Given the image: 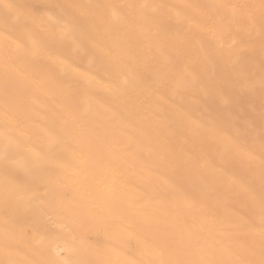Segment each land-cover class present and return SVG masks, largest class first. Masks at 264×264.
Listing matches in <instances>:
<instances>
[{"label":"bare ground","instance_id":"6f19581e","mask_svg":"<svg viewBox=\"0 0 264 264\" xmlns=\"http://www.w3.org/2000/svg\"><path fill=\"white\" fill-rule=\"evenodd\" d=\"M0 264H264V0H0Z\"/></svg>","mask_w":264,"mask_h":264},{"label":"snow or ice","instance_id":"6c2138e0","mask_svg":"<svg viewBox=\"0 0 264 264\" xmlns=\"http://www.w3.org/2000/svg\"><path fill=\"white\" fill-rule=\"evenodd\" d=\"M6 8L11 7L10 5H4Z\"/></svg>","mask_w":264,"mask_h":264}]
</instances>
